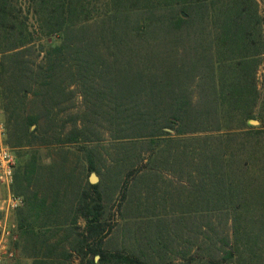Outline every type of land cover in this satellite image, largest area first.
Masks as SVG:
<instances>
[{
  "label": "trees",
  "instance_id": "1",
  "mask_svg": "<svg viewBox=\"0 0 264 264\" xmlns=\"http://www.w3.org/2000/svg\"><path fill=\"white\" fill-rule=\"evenodd\" d=\"M262 61L264 0H0L14 264H264Z\"/></svg>",
  "mask_w": 264,
  "mask_h": 264
},
{
  "label": "built area",
  "instance_id": "2",
  "mask_svg": "<svg viewBox=\"0 0 264 264\" xmlns=\"http://www.w3.org/2000/svg\"><path fill=\"white\" fill-rule=\"evenodd\" d=\"M7 139L6 125L0 121V184L7 191L0 205L3 213L0 219V264L6 259L14 258L16 254L13 244L18 240V225L13 221V216L24 205V199L12 193L17 157L7 144Z\"/></svg>",
  "mask_w": 264,
  "mask_h": 264
},
{
  "label": "rangeland",
  "instance_id": "3",
  "mask_svg": "<svg viewBox=\"0 0 264 264\" xmlns=\"http://www.w3.org/2000/svg\"><path fill=\"white\" fill-rule=\"evenodd\" d=\"M163 35L164 34L161 33L159 38H162ZM263 82H264V61H262L260 63V68H259V72H258V83L260 85V88L262 87ZM0 121L4 122V118H3V115H2L1 111H0ZM250 121H248V124H250L252 126H255V127H260V122L259 121H258L259 123L255 124V125L251 124ZM104 140L106 142L105 143L102 142V143H100V145L102 144L101 146L108 147L109 143H110V140H111L109 134H105ZM14 152L16 154L17 150H14ZM45 152H46V150H45ZM46 153H44V155ZM78 156L81 159L82 154L79 153ZM262 173H264V172H262ZM92 174H95L99 178V176L96 173H91L89 175V177H88L89 182H90V178H91ZM99 182H100V178H99L98 183ZM98 183H96V184H98ZM6 194H7L6 189L0 184V205H1L2 201L5 199ZM119 204H120L119 199L115 200L113 202L112 208L110 209L111 210L110 213H114V215H115V216H113V218L111 220L112 221L111 224H113V232L108 237V241L112 240V243H113V244L110 245V248H112V249L113 248L114 249H116V248L117 249H124L125 247H127L128 248L127 250L129 252H135V251L138 252V250L140 249L139 247H141L142 243L144 242L143 239L145 238V236H148V233L145 232V230H141L139 227H136V226H133V225H131L128 228L129 230H127V232H125V233H123L124 230L120 231L119 229H121L123 227V223H122V221L119 220L120 216H119L118 213H122V212H120ZM167 211H169V210H167ZM123 213H125V212L123 211ZM128 213H130L129 210H128ZM132 213H134V212H132ZM157 214L165 215L164 213H162V210H159ZM178 215H179L178 213H174L173 218H177ZM163 217H166V216H163ZM17 219H18V214L16 213L13 216V221L16 222ZM142 229H144V228H142ZM131 242H132V245H131ZM139 244H141V245H139ZM13 246H14V250L16 251V254H15L14 258L4 260V262L2 264H14L17 261V259L19 258L18 257L19 256V250L15 247V244H13ZM142 247L144 249L146 248L145 245L142 246ZM98 261H96V262H98ZM74 263L75 264H80V259L79 258H75L74 259Z\"/></svg>",
  "mask_w": 264,
  "mask_h": 264
},
{
  "label": "water",
  "instance_id": "4",
  "mask_svg": "<svg viewBox=\"0 0 264 264\" xmlns=\"http://www.w3.org/2000/svg\"><path fill=\"white\" fill-rule=\"evenodd\" d=\"M250 123L255 125V124H258L259 122L257 120H251ZM98 181H99V178L95 174H92V176L90 178V182L92 184H96V183H98Z\"/></svg>",
  "mask_w": 264,
  "mask_h": 264
},
{
  "label": "crops",
  "instance_id": "5",
  "mask_svg": "<svg viewBox=\"0 0 264 264\" xmlns=\"http://www.w3.org/2000/svg\"><path fill=\"white\" fill-rule=\"evenodd\" d=\"M80 224L84 225V222H83V221H80ZM98 260H99V256H97V257L95 258V262L98 261ZM96 263H97V262H96Z\"/></svg>",
  "mask_w": 264,
  "mask_h": 264
}]
</instances>
